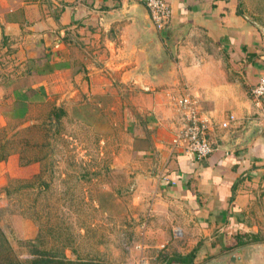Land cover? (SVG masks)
Masks as SVG:
<instances>
[{"label": "crops", "instance_id": "obj_1", "mask_svg": "<svg viewBox=\"0 0 264 264\" xmlns=\"http://www.w3.org/2000/svg\"><path fill=\"white\" fill-rule=\"evenodd\" d=\"M167 1L170 23L157 30L140 0H20L0 18V34L11 39L13 59L28 64L7 79L10 87H0V99H62L88 86L95 93L92 83L111 79L147 91L130 99L138 113L155 115L146 126L153 131L150 150L139 149L154 167L137 173L152 212L133 245L142 248L131 253H145L149 264L189 253L192 264H228L241 250L246 262L250 246H237L236 237L247 232L242 212L252 194L246 185L264 184V96L259 105L250 96L264 74L258 33L235 0ZM19 79L23 84L15 85ZM168 91L197 97L211 120L209 157L171 150L182 122ZM230 114L235 120L221 127Z\"/></svg>", "mask_w": 264, "mask_h": 264}, {"label": "rangeland", "instance_id": "obj_2", "mask_svg": "<svg viewBox=\"0 0 264 264\" xmlns=\"http://www.w3.org/2000/svg\"><path fill=\"white\" fill-rule=\"evenodd\" d=\"M19 1L0 0V18ZM235 1L237 13L258 33V54L264 56V0ZM10 45L0 34V87H10L7 79L18 78L28 64L13 59ZM164 69L168 74L173 67ZM93 84L95 93L85 83L88 90L62 99H0V156L6 155L0 167V264H29L35 246L95 264L138 258L131 251L138 250L133 245L152 210L139 194L137 173L154 167L139 149L150 150L153 131L146 126L155 115L138 113L131 102L147 91L117 79ZM60 107L65 114L57 120ZM246 188L252 195L242 215L252 242L239 264H264V184L250 180Z\"/></svg>", "mask_w": 264, "mask_h": 264}, {"label": "built area", "instance_id": "obj_3", "mask_svg": "<svg viewBox=\"0 0 264 264\" xmlns=\"http://www.w3.org/2000/svg\"><path fill=\"white\" fill-rule=\"evenodd\" d=\"M140 1L146 6L155 29L161 30L169 25L172 17V8L167 0ZM251 94L255 104L259 105L264 96V74L251 87ZM167 95L174 102V107L180 113L182 122L171 139V150L190 153L197 160L209 157L213 152V145L208 137L211 120L200 112L197 97L191 91H186L179 95L169 91ZM233 120H235L234 115L230 114L220 125L226 128ZM136 247L141 249V243L137 244ZM129 264H149V258L145 253H140L135 262Z\"/></svg>", "mask_w": 264, "mask_h": 264}, {"label": "trees", "instance_id": "obj_4", "mask_svg": "<svg viewBox=\"0 0 264 264\" xmlns=\"http://www.w3.org/2000/svg\"><path fill=\"white\" fill-rule=\"evenodd\" d=\"M58 113L56 115V119L59 120V118L65 114V111L63 108H58ZM6 155L0 156V161L5 160ZM238 241H237V246H244L252 241L246 239L248 237L247 233L244 234H237L236 235ZM254 240H256L254 238ZM253 240V241H254ZM32 259L29 261V264H95L92 261L89 260H72L66 257L64 254L61 255H55V254H50L48 252L42 251L38 246H35L32 250ZM193 253H189L186 256H177L169 261H167V264H172V263H183V264H192V257Z\"/></svg>", "mask_w": 264, "mask_h": 264}, {"label": "water", "instance_id": "obj_5", "mask_svg": "<svg viewBox=\"0 0 264 264\" xmlns=\"http://www.w3.org/2000/svg\"><path fill=\"white\" fill-rule=\"evenodd\" d=\"M243 255V251L239 250L236 253H233L228 259V264H236L237 261H241Z\"/></svg>", "mask_w": 264, "mask_h": 264}]
</instances>
